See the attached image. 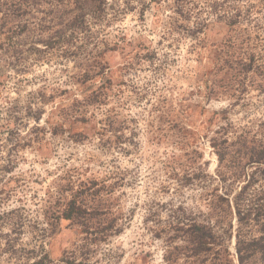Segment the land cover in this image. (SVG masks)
I'll list each match as a JSON object with an SVG mask.
<instances>
[{
    "label": "rangeland",
    "instance_id": "1",
    "mask_svg": "<svg viewBox=\"0 0 264 264\" xmlns=\"http://www.w3.org/2000/svg\"><path fill=\"white\" fill-rule=\"evenodd\" d=\"M105 1L113 6L75 57L29 40L0 60V264L58 260L83 245L81 264H198L176 221L209 222L222 260L238 264L239 238L247 264H264V6ZM250 4L222 70L217 16ZM197 29L204 40L193 46ZM38 93L35 123L25 107ZM74 98H85L79 111L60 114ZM7 106L20 109L9 125ZM76 190L83 223L70 225L58 216Z\"/></svg>",
    "mask_w": 264,
    "mask_h": 264
},
{
    "label": "trees",
    "instance_id": "2",
    "mask_svg": "<svg viewBox=\"0 0 264 264\" xmlns=\"http://www.w3.org/2000/svg\"><path fill=\"white\" fill-rule=\"evenodd\" d=\"M118 1L113 0V3H117ZM251 1L260 4L261 7L264 6V0ZM217 5L214 3L213 8L216 9ZM252 5L254 4H250L244 12L237 9H229L228 11L224 10L222 15L217 16V19H223V23L227 28L223 41L220 44L222 50L217 55V61L219 59V62L222 63L220 65L222 70L225 68L224 65L228 66L231 63L230 61L235 55L233 46L237 45V42L234 38L235 34H232L240 26L241 16L244 13L250 12L249 10L253 8ZM112 6L109 3L107 4L105 0H0V60L3 57L8 59L16 57L17 49L29 40L32 41L31 43H44L46 48L55 47L59 49L63 57H75L77 43H87V41L93 39V24L104 17L106 9L109 10ZM196 31L193 46H197L199 42L204 40V38L199 36L200 33H203V29H197ZM250 60H254V55L250 56ZM245 68V70L251 69L250 66ZM84 77H87V74H84ZM38 97L41 99L39 98L35 102H28L25 107V117L33 119L35 123L40 121L43 115V107L34 108V103L38 101L44 104L46 102L43 96H39V93ZM95 99L97 97L94 94L86 97L87 102L95 101ZM84 101L85 98L82 101L74 98L69 107L65 105L60 106L58 112L60 114L65 113V115L76 113L79 111L78 105H81V102ZM5 110L7 115L5 121L7 124L15 122L20 109L15 108V106H7ZM36 131L42 132L43 129L33 127L32 132L35 133ZM213 147L217 149L215 146ZM216 153L220 163L223 160L222 154L217 152V150ZM14 163V160L9 157L6 160L4 169L10 171ZM216 197L218 200L227 202V199L220 195ZM82 198L83 192L81 190L72 191L69 199L62 205L58 219L67 221L70 225L83 223L84 210ZM215 202L213 200L210 201L208 209L210 214L217 219L218 214L221 212H219V207ZM258 206L259 209L263 208L264 205ZM237 216L241 227V218L239 214ZM186 226L187 228H185ZM240 227L237 230H241ZM174 230L185 232L186 240L184 241L188 243L187 249L190 252L188 257L200 260L198 264H233L228 259L222 260L220 258V251L215 249L217 244L216 234L209 222L184 224L183 222L176 221ZM237 239V262L238 264H247V257L251 255V250L249 247L242 248L239 238ZM83 246H77L69 252H64L58 260H52L47 252H44L41 256L32 254L27 258L26 264H53L55 261L58 264L85 263L87 257L77 262L78 259H81L82 255L88 254L83 253V250H85ZM247 252L249 254L245 255Z\"/></svg>",
    "mask_w": 264,
    "mask_h": 264
}]
</instances>
